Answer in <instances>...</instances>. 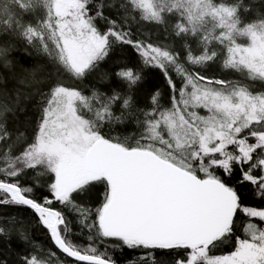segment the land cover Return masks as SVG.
I'll return each instance as SVG.
<instances>
[{
  "label": "snow or ice",
  "instance_id": "6c2138e0",
  "mask_svg": "<svg viewBox=\"0 0 264 264\" xmlns=\"http://www.w3.org/2000/svg\"><path fill=\"white\" fill-rule=\"evenodd\" d=\"M0 264H264V0H0Z\"/></svg>",
  "mask_w": 264,
  "mask_h": 264
}]
</instances>
